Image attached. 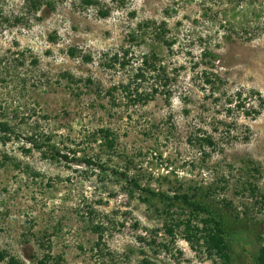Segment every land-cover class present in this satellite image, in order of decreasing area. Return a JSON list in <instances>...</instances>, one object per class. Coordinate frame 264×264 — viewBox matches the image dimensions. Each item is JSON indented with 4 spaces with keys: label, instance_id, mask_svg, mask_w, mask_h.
Masks as SVG:
<instances>
[{
    "label": "rangeland",
    "instance_id": "rangeland-1",
    "mask_svg": "<svg viewBox=\"0 0 264 264\" xmlns=\"http://www.w3.org/2000/svg\"><path fill=\"white\" fill-rule=\"evenodd\" d=\"M95 1L0 0V121L20 134L0 141V250L22 264H212L201 240L165 230L188 216L174 195L196 193L232 238L229 264H254L264 208L242 185L264 190V0ZM144 55L168 86L135 79ZM27 135L69 159L28 152Z\"/></svg>",
    "mask_w": 264,
    "mask_h": 264
},
{
    "label": "trees",
    "instance_id": "trees-1",
    "mask_svg": "<svg viewBox=\"0 0 264 264\" xmlns=\"http://www.w3.org/2000/svg\"><path fill=\"white\" fill-rule=\"evenodd\" d=\"M87 4H94L96 3L95 0H85ZM101 15H106L105 11H101ZM167 46H170V42L164 41ZM73 53L72 51L70 52ZM89 59V58H87ZM153 59H157L156 55H153ZM115 61L118 62L120 65H124L125 62H120L117 58ZM147 71H153L154 78H163L164 83L162 84L163 87L168 86L170 84L171 79L173 76H168L166 69L154 63L152 59H150L147 55H144L140 66L136 69V73L134 74L135 79H145L147 78ZM208 83L210 80H206ZM124 90L128 91L131 95L128 87L124 88ZM159 91V88L152 87L150 92L142 93V92H135V96L133 98V103H147L154 97V94ZM165 92L168 90H164ZM237 97L241 96L240 93L236 95ZM230 103V102H229ZM264 105V100L261 99V107ZM241 106V105H240ZM238 104V107H240ZM255 113H260V110H254ZM247 115H250L251 111L245 110ZM102 137L106 141V145L108 147H112L113 140L111 137V132L108 129H100ZM20 134L16 133L13 128L5 121H0V141L5 144L14 138H19ZM25 140L30 144V148L27 151H31L33 149L41 150L42 153L45 155L47 153L48 157L53 159H61L67 161L69 159L68 154L63 153L57 145L51 142L49 136H44V138H37L34 135H27ZM201 146L207 145L214 148V140L210 134L203 135L200 139ZM190 142H192L190 140ZM47 151V152H46ZM73 152L72 150H69ZM83 161L88 165H98L95 160L90 157L83 158ZM252 170L255 173H259V169L257 166H252ZM122 177L126 178L127 183L132 185L134 188H139V182L137 178L130 177L128 179V175L121 174ZM256 181H246L243 182V187L248 189L251 195V198L255 204L259 206L260 209L264 208V190H260L257 186ZM143 191L148 192L152 195H157L149 188H142ZM196 194V193H195ZM188 195V194H177L174 195L175 201H182L184 206L189 210L187 217H182L180 213H177L179 216L174 218L175 220L171 224H166L165 230L166 232L173 236L174 230L180 227H183L184 237L188 242H192L193 238L199 242L201 240V245L204 251L208 254L209 257L214 256L212 264H229L231 262V249L229 242L232 240L230 234L225 230L222 225L221 219L216 216L214 212L210 210L209 207L205 206L204 204L200 203V201L196 198V195ZM166 200L172 203L171 197L165 198ZM225 206L230 205V201L224 200ZM174 204V202H173ZM171 205V204H170ZM181 216V217H180ZM198 222H201V226H198ZM102 228L99 224L94 226V231L98 233V240L96 244L98 245L99 241L102 239ZM48 256L45 258L38 260L37 264H46V260ZM0 260H5L6 264H22L14 255L9 254L5 250H0ZM254 264H264V245L259 249L258 254L254 257Z\"/></svg>",
    "mask_w": 264,
    "mask_h": 264
}]
</instances>
